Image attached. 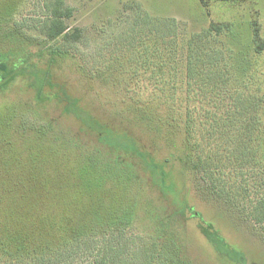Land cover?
<instances>
[{
    "label": "rangeland",
    "instance_id": "374dc122",
    "mask_svg": "<svg viewBox=\"0 0 264 264\" xmlns=\"http://www.w3.org/2000/svg\"><path fill=\"white\" fill-rule=\"evenodd\" d=\"M60 1L79 39L47 37ZM256 31L264 48V0H0V264H143L139 236L183 264H264L248 215L264 196ZM38 44L61 56L42 62ZM74 97L100 130L68 114ZM82 212L86 234L65 245L51 224Z\"/></svg>",
    "mask_w": 264,
    "mask_h": 264
},
{
    "label": "trees",
    "instance_id": "16d2710c",
    "mask_svg": "<svg viewBox=\"0 0 264 264\" xmlns=\"http://www.w3.org/2000/svg\"><path fill=\"white\" fill-rule=\"evenodd\" d=\"M213 1L233 2L235 0H213ZM200 2H201V4L204 7H206V8L208 7V0H200ZM63 5H64L63 1H60L58 4H56L55 7L53 8V11H52L53 18H51L50 20H47L46 23H45V25H46L45 26L46 27L45 32L47 34V37L51 41H56L60 37H65L67 39H74V40L80 38V30H76V32L71 34V35L67 34V26H66L65 21L63 20V18L65 16L70 15L71 11L69 9H67V10L63 9ZM6 32L7 33H5V34L8 37H10V36L12 38L19 37V36H16V35H10V33L11 34H15V32H8V31H6ZM259 41H260L259 40V33L256 31L255 32V42H256V45H257V51L260 52V51L264 50V48H263V44H261ZM40 44H38V46L40 48V51H39L40 53H37L38 58H40L41 61L43 59H45L46 61L48 60L47 63L50 62V63L53 64V62H54V54H58V53H56L54 51H49L45 46L44 47L40 46ZM26 53H27L28 57L31 59V56H32L31 54L32 53L30 54L29 51H27ZM58 55L61 56L60 54H58ZM6 66H8V65H5L4 63L0 62V73H4L3 69L6 68ZM29 70L31 71L33 69L29 68ZM146 74L149 76L148 77V81H150V77H151L150 75H153V74L156 75V72L149 70V71L144 72V75H146ZM159 74H160V76L164 77L163 73L159 72ZM141 75H142V73H140V75L137 78H135L134 80H130L129 83L133 82V81L134 82L135 81L138 82L140 80V78H141ZM48 77H49V74H47L45 76V78H48ZM3 80H5V77L0 78V82H2ZM156 81L159 82V83L156 84L154 87H155L156 90H159V91H161L160 90L161 88H165L166 84H168V82H161V80H159L158 78H157ZM161 83L163 84V86H162ZM192 85H190V86H192ZM46 86H48V81L45 79V83H43V86L41 87L42 91H44V88ZM36 89H37V87H36ZM40 95L41 94H39V90L37 89V98L38 99H37L36 102L39 105L42 104L39 101ZM68 99L70 100V102L67 103V104L70 105V108L67 110L68 114L75 115V117H77L83 123L84 127L93 129L94 131L100 130V129H98L99 128L98 127L99 124H96L97 120L94 121L91 118H89V114H87L86 111L84 109H82V107L80 106V101L77 98L74 97L72 99H70V98H68ZM33 112L38 114V115L40 114L38 111H35V110ZM246 137H247V135H246ZM96 147H98V145ZM99 153L103 154V152L100 151V150H99ZM145 153L148 155V157L145 155ZM134 155H137L139 158L144 159L145 161H148V159L152 160L151 157H150V154L143 147L141 149H139L138 152L135 151ZM209 156H210V154H209ZM238 156H240V157H238L239 161L241 160L242 162H246V158H243L242 153H240ZM186 160H187V158H186ZM238 160H236V162ZM201 161L202 160H200L199 164H198V162H194V161H191V160L188 161V162L192 163L193 167L197 168V170H198L201 167ZM205 164H206V161H204L202 163V166H204ZM208 170H210V169H208ZM223 176H224L223 174L218 176V180L219 179L221 180V184L219 182V186L221 188L225 187V190L230 192L228 189H226V183L228 184V182L225 181ZM223 182H225V183H223ZM226 200L234 201L236 199H235V197L232 196V194H227ZM122 210H120L119 212L113 213L114 214L113 217H115L114 219H116L119 216V218L116 219L118 221H114V223L115 224L120 223L121 225L123 224V227L120 228V229H123V231L125 232L128 229V227H127L128 225L127 224L133 223L134 218H132L133 214L128 209H127L128 210L127 212H125V211L122 212ZM248 212H249L248 215H249L250 219L252 221H254L256 225H258L260 227H263V229H264V196L258 201V203H256V205L254 204V206L253 205L249 206V211ZM84 214H85V212H82L80 215H78L77 216L78 217L77 220L75 218V215H74V217L72 216L70 224H68V222H66V223H63L61 225H57L56 221H55L54 222L55 224L52 225L50 223V221H46V220L43 219V221H39V223L36 222L35 226H36L37 229L43 230L42 226H44V223L51 224L52 229L57 231L58 234L60 236H62L61 238H62V241L64 242V244L70 246V245H74L75 242L80 241L81 238L84 237V235L86 234L85 233V229H84V227H85L84 223H86V220H84ZM102 215L105 218V215L104 214H102ZM120 215H123V219H121V220H120ZM105 223H111V221L110 220L107 221V218H106ZM68 225H70V226L68 227ZM107 231H111V230H107ZM120 232L123 233L122 231H120ZM65 236H66V238H64ZM139 238L141 239V241H140V245H141L140 255L142 254V257L145 256V259L142 260L143 264H183L180 261V258L178 257L179 256V252L176 250V246L173 247L174 248L173 253L175 255L173 254V258H172L171 255L165 253L164 249H163L164 252L162 251L163 243L154 244V242H152L150 238H149L150 241L147 239V236H144V237L139 236ZM214 241H215V244L221 245V246H225V248H226L225 239L221 235H219L218 233L214 235ZM156 242L159 243L158 241H156ZM155 245L158 248L154 247ZM164 247H165V244H164ZM230 252H232V251L229 250V247L227 245V249H226L225 253L231 255ZM164 254L167 257L164 256ZM141 264H142V262H141Z\"/></svg>",
    "mask_w": 264,
    "mask_h": 264
},
{
    "label": "flooded vegetation",
    "instance_id": "af4514ba",
    "mask_svg": "<svg viewBox=\"0 0 264 264\" xmlns=\"http://www.w3.org/2000/svg\"><path fill=\"white\" fill-rule=\"evenodd\" d=\"M63 93H64L65 96H67L68 92H67V90L65 88H63Z\"/></svg>",
    "mask_w": 264,
    "mask_h": 264
}]
</instances>
